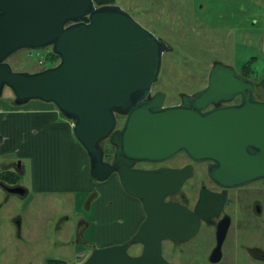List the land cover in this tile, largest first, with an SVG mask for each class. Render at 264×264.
<instances>
[{
	"label": "water",
	"instance_id": "water-1",
	"mask_svg": "<svg viewBox=\"0 0 264 264\" xmlns=\"http://www.w3.org/2000/svg\"><path fill=\"white\" fill-rule=\"evenodd\" d=\"M43 48L58 56L55 66L14 72L7 62L21 50ZM169 49L118 6H95L92 0H0V98L8 88L16 106L31 100L54 105L73 122L91 178L103 182L116 173L146 216L131 238L142 245L140 255L131 256L128 244H118L92 250L81 264H170L162 257L161 242L185 241L198 230L203 192L193 211L164 201L191 169L143 171L132 169L135 163L184 153L195 162H213L209 177L221 186L264 179V102L255 99L256 82L215 62L204 89L165 106L164 94L151 95V88ZM258 84L264 91V79ZM234 96L240 97L238 105L204 111ZM117 116L124 117L120 130H115ZM107 138L115 147L111 164L100 146ZM0 187L7 194H26L21 186ZM225 233L226 227L217 230L211 262L219 260Z\"/></svg>",
	"mask_w": 264,
	"mask_h": 264
},
{
	"label": "rangeland",
	"instance_id": "rangeland-1",
	"mask_svg": "<svg viewBox=\"0 0 264 264\" xmlns=\"http://www.w3.org/2000/svg\"><path fill=\"white\" fill-rule=\"evenodd\" d=\"M140 7L148 12L153 8L151 13L155 17V13L162 17L171 8L170 18L174 22H138L170 48L162 55L160 73L151 88V95L164 94L165 106L177 105L181 95L200 90L215 62L241 72L243 64L252 59L250 77L258 83L264 79V0H141ZM49 50L24 49L7 61L14 72L41 71L51 67L45 60ZM256 97L264 98L261 88ZM12 100L11 92L4 89L0 105L15 107ZM100 146L106 149L104 143ZM180 160L174 162L179 164ZM7 163L20 167L19 184L27 193L18 196L0 189V264H45L49 258L81 264L78 251L92 250V246L105 242L97 236V227L108 225L105 214L116 201L112 196L116 193L110 190L111 182L91 178V189L76 194L75 201L62 195L50 197L35 193L28 159L10 152L0 157V170ZM59 222L61 229L56 230ZM259 223L262 222H256L259 230L246 237L239 235L241 239L228 234L222 250L227 253V249H236L239 261L232 264H260L242 259L246 254L239 251L241 244L264 251V224ZM81 232L83 236L79 239L87 244L77 240ZM107 236L109 241V233ZM206 243L212 246V237Z\"/></svg>",
	"mask_w": 264,
	"mask_h": 264
},
{
	"label": "flooded vegetation",
	"instance_id": "flooded-vegetation-1",
	"mask_svg": "<svg viewBox=\"0 0 264 264\" xmlns=\"http://www.w3.org/2000/svg\"><path fill=\"white\" fill-rule=\"evenodd\" d=\"M140 4L141 0H112V2H105L99 6H118L137 22H140V20L143 22H174V20L170 18L172 14V12L170 11V7L169 9L164 11L162 17H158L157 13H155V17L151 13V10H153V8H150L151 10L148 12L143 10V8L141 9ZM209 70L206 74L205 85H203L200 90L204 89L207 86ZM236 74L245 79L256 82L252 79V77H250L251 74L242 71L236 72ZM256 84L257 85L254 92L255 99L257 101L264 102V98L256 97V92L260 88L258 82H256ZM240 101L241 100L239 96H234L233 98L227 100H219L216 104H209L204 109V111L206 112L216 108L235 106L238 105ZM123 121L124 117L117 116V126L115 130H120ZM103 143L105 144V146L110 145L112 147V152L107 153L106 156L103 152L104 161L111 164L114 158L115 147L110 144L109 138L101 141L100 145L103 146ZM178 158H180L182 161L180 160L181 163L176 164L174 161ZM212 165L213 162L211 161L195 162L184 153H180L163 162H141L135 163L132 166V169L134 170L143 171H158L163 169L182 170L185 168L191 169V176L184 180L180 189L174 194L168 195L164 198V201L167 203L180 205L190 211H193L199 202L201 192L204 193L205 201L202 209L203 217L200 219L199 228L196 231L195 235L185 241L174 242L166 239L161 242L162 257L170 264L235 263L239 261L236 249H227V253H224L222 250L224 241L227 238L228 234H231L234 238L236 237V240L237 238L241 239L242 237H239V235H244L246 237V235H251L252 233H255L257 230H259L258 228H260V226L256 225V222L261 221L262 223H259V225L264 224V179L233 187L221 186L216 184L209 177L208 170ZM10 166L16 170H20V168L15 163H7L5 165H2V167H4L2 169ZM106 181L112 183L116 182L120 186L123 193L131 200L135 201L139 208L140 220L136 225L133 235L131 236L132 238L136 233L139 225L146 217L142 207V203L139 199L133 198L124 192L120 185L119 177L116 173H112ZM193 181L196 182V185L193 184ZM223 227H226V233L220 246L219 260H217L216 262H211L212 253L217 245V230ZM210 237H212L214 241L212 246H209V244L206 243V241ZM131 238L128 242L123 244H128V253L131 256L140 255L143 249L142 245L132 244ZM244 247L246 248L247 246H243V244H241L239 247V251L242 250L243 252H246V257H243L242 259L248 260L249 263H254L256 251L254 252L252 250L253 248L247 247L245 249ZM132 248H136L134 252L131 251ZM262 257H264V255L261 256V258ZM239 259H241V257H239Z\"/></svg>",
	"mask_w": 264,
	"mask_h": 264
},
{
	"label": "crops",
	"instance_id": "crops-1",
	"mask_svg": "<svg viewBox=\"0 0 264 264\" xmlns=\"http://www.w3.org/2000/svg\"><path fill=\"white\" fill-rule=\"evenodd\" d=\"M31 101L24 107L0 105V157L13 152L30 161L36 194L50 197L62 195L75 201L76 194L91 189L89 158L73 136L72 121L65 120L52 104ZM2 168L4 167L1 166ZM4 170L15 171L11 166L5 167ZM0 189L4 191L1 187ZM110 190L116 193L112 195L116 197V201L107 208L105 221L108 219V225L105 224L104 227L99 224L97 227L99 229L97 236L105 242L99 243L96 247L92 246V250L128 242L140 220L137 204L123 193L116 182H111ZM98 217L102 219V216ZM61 225L59 222L55 229L60 230ZM81 236L82 232L78 235V241ZM80 242L87 244L84 239ZM92 250L78 251V260L83 262ZM252 250L256 251L255 262L264 264V257L261 258L264 251L259 248ZM50 263L66 264L62 259H46L45 264Z\"/></svg>",
	"mask_w": 264,
	"mask_h": 264
},
{
	"label": "trees",
	"instance_id": "trees-1",
	"mask_svg": "<svg viewBox=\"0 0 264 264\" xmlns=\"http://www.w3.org/2000/svg\"><path fill=\"white\" fill-rule=\"evenodd\" d=\"M92 1H93V3H94L95 6H99V5H101L102 3H105V2H107V3L112 2V0H92ZM83 20L84 21H87L86 18L83 19ZM19 52H17V53H19ZM17 53H15L14 55H16ZM14 55L10 56L7 60H9ZM45 60L52 67V66H55L58 63L59 58H58V56H56L55 54H53L51 50H49L48 53H47V55H46ZM251 63H252V59L250 61L246 62L245 64H243L241 71L242 72H248V73L252 74L253 71H252V69L250 67ZM43 69H45V68H43ZM5 89H8V88H5ZM11 94H12V92H11ZM12 98H14L13 94H12ZM12 102H13V100H12ZM105 147H106L107 150L104 147H102V150H103V152L105 153V156H106L107 153L112 152V147L110 145H106ZM19 182H20V175L17 172H15V171H6V170H2V169L0 170V183L5 184V185H8V186H16V185L17 186H20ZM50 264H54V263H50Z\"/></svg>",
	"mask_w": 264,
	"mask_h": 264
},
{
	"label": "built area",
	"instance_id": "built-area-1",
	"mask_svg": "<svg viewBox=\"0 0 264 264\" xmlns=\"http://www.w3.org/2000/svg\"><path fill=\"white\" fill-rule=\"evenodd\" d=\"M63 264V263H62Z\"/></svg>",
	"mask_w": 264,
	"mask_h": 264
}]
</instances>
